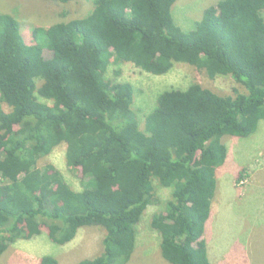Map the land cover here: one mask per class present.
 <instances>
[{
	"label": "trees",
	"instance_id": "1",
	"mask_svg": "<svg viewBox=\"0 0 264 264\" xmlns=\"http://www.w3.org/2000/svg\"><path fill=\"white\" fill-rule=\"evenodd\" d=\"M176 1L92 0L91 13L47 28L0 13V257L43 229L63 246L97 226L101 252L77 264H127L136 226L160 201L155 178L173 189L150 222L161 257L211 264L204 234L227 160L222 139L247 138L264 121V0H220L188 32L174 22ZM127 63L153 75L183 63L238 88L234 96L198 84L166 91L141 131L134 88L105 76ZM60 144L67 167L88 179L82 191L37 165ZM39 264L58 262L44 256Z\"/></svg>",
	"mask_w": 264,
	"mask_h": 264
},
{
	"label": "rangeland",
	"instance_id": "2",
	"mask_svg": "<svg viewBox=\"0 0 264 264\" xmlns=\"http://www.w3.org/2000/svg\"><path fill=\"white\" fill-rule=\"evenodd\" d=\"M218 1L177 0L172 6L175 24L184 32L195 29L204 10ZM91 2L73 0L63 5L47 0H0V13L18 12L17 18L23 28L36 27L38 23L47 28L91 13ZM22 37L27 42L29 34L23 32ZM47 55L52 54L46 51ZM105 76L112 83H129L134 88L132 107L141 131L144 117L166 91H184L198 84L218 95L234 96V90L238 88L230 77L210 79L204 71L183 63H174L164 75L144 72L130 63L110 65ZM222 143L227 149V160L216 171L217 188L211 215L205 224L208 258L211 264H264V121L259 122L251 136H225ZM37 165L40 170L54 167L76 192L82 191L83 184L88 181L81 180L80 171L67 167L65 144L42 156ZM152 184L160 201L145 210L136 226V247L127 264H168L160 254V235L152 230L150 222L154 214L164 213L173 189L161 186L155 178H152ZM103 236L99 227L85 226L71 242L59 246L50 241L43 229L39 236L30 240L18 239L9 245L0 257V264H39L44 256L55 258L58 264H77L101 252Z\"/></svg>",
	"mask_w": 264,
	"mask_h": 264
},
{
	"label": "bare ground",
	"instance_id": "3",
	"mask_svg": "<svg viewBox=\"0 0 264 264\" xmlns=\"http://www.w3.org/2000/svg\"><path fill=\"white\" fill-rule=\"evenodd\" d=\"M240 144V143H239ZM211 224V223H210ZM250 228V227H249ZM208 246V245H207ZM214 253V252H213Z\"/></svg>",
	"mask_w": 264,
	"mask_h": 264
}]
</instances>
